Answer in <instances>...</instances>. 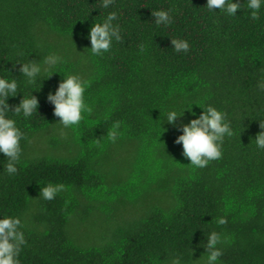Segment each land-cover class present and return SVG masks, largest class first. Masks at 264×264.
I'll return each instance as SVG.
<instances>
[{"label": "trees", "instance_id": "obj_1", "mask_svg": "<svg viewBox=\"0 0 264 264\" xmlns=\"http://www.w3.org/2000/svg\"><path fill=\"white\" fill-rule=\"evenodd\" d=\"M206 3L115 0L105 10L99 0H0V74L22 80L13 63L57 52L64 72L91 82L93 107L74 129L56 125L47 102L63 79L55 74L33 93L39 112L19 123L28 140L17 174L4 171L0 155V216L26 226L21 264H168L172 254L201 264L190 249L193 260L204 254L203 229L227 238L221 264H264V151L252 144L264 123V13L228 18ZM160 9L171 10L170 27L152 23ZM110 11L122 13L123 39L102 57L88 55L84 37ZM170 38L188 40L189 52L175 53ZM189 99L228 113L236 130L223 157L198 170L174 143L181 133L159 126L160 110ZM192 118L186 111L177 123ZM117 122L113 142L107 133ZM49 183L65 186L51 201L40 198ZM212 217L227 222L209 224Z\"/></svg>", "mask_w": 264, "mask_h": 264}, {"label": "clouds", "instance_id": "obj_2", "mask_svg": "<svg viewBox=\"0 0 264 264\" xmlns=\"http://www.w3.org/2000/svg\"><path fill=\"white\" fill-rule=\"evenodd\" d=\"M114 3L115 0H99L100 8L105 10L113 7ZM204 8L213 15H223L228 18L244 15L252 21H259L261 14L264 13V0H243V2L242 0H207ZM121 15L122 13L118 14L116 11H110L106 15L100 12L98 17L101 18L95 19L84 37L90 43V48L86 49L88 55L102 57L112 50L114 43L122 41V29L119 23ZM152 17L154 20L152 23L157 28H167L173 23L171 10H152ZM170 40L175 53L189 52L188 40L182 38H170ZM140 51H144V45H140ZM17 55L22 57L23 53L18 52ZM66 62L63 55L49 52L39 62L29 58L17 60L12 64L13 70L19 65L18 71L22 80L8 70L0 74V155L6 157V164L3 167L9 176L17 174L23 155L22 142L28 140L19 123L21 120L30 121L39 112L40 101L33 94L42 90L38 85L41 83L43 85L45 80L51 79L55 74L59 73L63 76L56 89L47 95V102L53 107V115L58 120L56 125L64 129H74L86 117L93 114V107L86 96L91 82L74 72H64L62 66ZM257 87L260 91H264V77L258 80ZM21 94L22 98L19 99L18 104L9 103L10 99L21 97ZM193 105L202 109V112L200 114L192 112ZM186 111L191 112L194 118L188 123L178 124L177 121L183 120ZM160 112V128L166 123L181 133L174 143L182 146V155L190 161L189 167L192 170L203 169L211 162L220 160L223 157L226 139L236 135L228 113L212 104L189 99L181 106L166 107ZM120 128L121 125L117 122L108 131L107 136L113 142L117 140ZM260 128L261 131L257 133L252 144L257 150L264 151V123L260 122ZM64 189L63 184H46L41 189L40 198L54 200ZM226 222L223 217H212L209 224L222 226ZM25 227L20 216H0V264H21V253L27 245ZM203 232L205 241L200 247L205 252L199 260H193L194 252L190 249L192 261L201 264H221L222 246L227 242V238L215 230L203 229ZM168 264H184V256L172 254Z\"/></svg>", "mask_w": 264, "mask_h": 264}]
</instances>
